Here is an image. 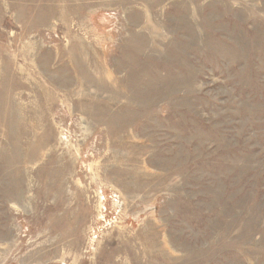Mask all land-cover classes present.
Segmentation results:
<instances>
[{"label":"rangeland","instance_id":"obj_1","mask_svg":"<svg viewBox=\"0 0 264 264\" xmlns=\"http://www.w3.org/2000/svg\"><path fill=\"white\" fill-rule=\"evenodd\" d=\"M0 264H264V0H0Z\"/></svg>","mask_w":264,"mask_h":264},{"label":"bare ground","instance_id":"obj_2","mask_svg":"<svg viewBox=\"0 0 264 264\" xmlns=\"http://www.w3.org/2000/svg\"><path fill=\"white\" fill-rule=\"evenodd\" d=\"M127 147V146H126ZM72 215V214H71ZM61 218V217H60ZM63 222V221H62ZM75 227V226H74ZM68 234V233H67Z\"/></svg>","mask_w":264,"mask_h":264}]
</instances>
